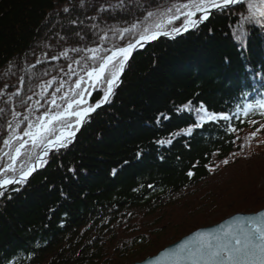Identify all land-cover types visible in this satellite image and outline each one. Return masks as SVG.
<instances>
[{"label": "trees", "instance_id": "16d2710c", "mask_svg": "<svg viewBox=\"0 0 264 264\" xmlns=\"http://www.w3.org/2000/svg\"><path fill=\"white\" fill-rule=\"evenodd\" d=\"M188 1L0 0V168L12 131L63 108L75 81L109 51L135 40L158 11ZM249 4L264 7L244 0L132 55L107 104L73 142L0 197V264L116 263L190 212L189 193L219 183L220 170L238 177L246 162L239 182L259 171L264 115L243 110L264 99V20L248 19ZM110 78L107 69L90 107L103 101ZM185 104L191 111H178ZM201 104L230 119L174 135L196 123ZM33 149L23 150L17 173L34 160ZM254 203L238 211L262 207Z\"/></svg>", "mask_w": 264, "mask_h": 264}, {"label": "snow or ice", "instance_id": "6c2138e0", "mask_svg": "<svg viewBox=\"0 0 264 264\" xmlns=\"http://www.w3.org/2000/svg\"><path fill=\"white\" fill-rule=\"evenodd\" d=\"M241 3V0H193L191 4H184L178 7L177 11L180 15L185 17L183 24V31H187L189 27H197L199 23L208 19L211 11L214 9L219 12H224L229 9L231 5ZM260 4L264 5V0H260ZM180 8L186 9L184 12H180ZM249 9H252V15L248 17L249 20L255 21L258 17L264 20V7L259 9H253V5L249 4ZM68 11V9H65ZM200 12L202 15L199 20L195 19L196 13ZM152 14L149 13V16ZM179 15L170 17L168 23H171L173 19H179ZM162 25H157V28H161ZM147 32V30H145ZM180 28L172 29V32L179 33ZM169 32L154 31L150 35H142L140 39L136 42L128 44L126 48H119L112 52L111 55L103 58L102 63H100L98 69H92L88 72L89 81L95 85L102 78L105 77L106 70L109 65H113L116 61L119 63V70L111 73V78L106 79L107 90L104 93V102H107L108 97L112 95L113 88L119 80L120 73L124 70L125 62L129 59L132 51L136 47L143 46V42L148 40H155L160 35H169ZM120 58L117 60V58ZM55 58V57H54ZM81 80H77L76 86L80 88ZM87 94V90H83L77 93L79 99H70L67 108L63 112H55L49 115L45 113L44 117H48L46 120L44 117L40 118V122L35 125V131H33V125L30 123L28 129L24 131V136L29 139H22L18 136H13L8 140H5V145L10 144L11 139H16L19 143V147L15 148V155L12 153H5L9 157V162L0 168V173L3 174L0 178V197L5 196V189L9 185H23L27 178L35 171V168L39 166V163L43 161V157H46L51 151H56L59 148H64L68 146L70 140L74 137V131H66L61 129L59 134L56 133V129L53 126V122H59L66 116H75L76 127H78L85 118L95 109L93 107L83 108L81 111H73V105H83L85 103L83 97ZM55 104V100L52 101ZM191 102H189L190 104ZM189 104H185L183 108L178 109V111L188 110ZM100 107V102H97L95 108ZM257 108L261 110V114L264 115V99L255 102V104H249L244 108V115H248V110L252 109L255 111ZM203 112V115L200 113ZM198 119L194 125H190L187 129H182L181 132H177L174 135H191L195 127H202L203 123L206 122H218L219 120L228 121L230 119L229 115L225 113H215L209 112L203 104L197 110ZM160 118L169 119L170 117L161 114ZM251 123H256L255 120L250 121ZM264 128V124L260 126ZM231 131H235V128H231ZM254 136L255 133H252ZM31 141L33 147L38 144L41 146V160L37 161L32 167H28L25 170L24 166L19 170L17 175V159L21 156V150L24 149ZM157 143H172L171 139L164 141L160 140ZM142 153H137L139 157ZM224 163H228L227 160ZM70 171H75V169H69ZM211 170V169H210ZM113 175L116 173V169H113ZM187 175L189 177L193 176L194 173L190 170ZM151 187V185H149ZM13 191H19V188L11 189ZM10 198V197H9ZM264 217V213H261ZM186 261H190L191 264H264V219L257 221L254 218H249L248 225L236 224L235 227L229 225L222 233L219 234H205L196 233L193 241H185L184 243L177 246V250L172 254L171 264H185Z\"/></svg>", "mask_w": 264, "mask_h": 264}, {"label": "rangeland", "instance_id": "374dc122", "mask_svg": "<svg viewBox=\"0 0 264 264\" xmlns=\"http://www.w3.org/2000/svg\"><path fill=\"white\" fill-rule=\"evenodd\" d=\"M191 3H193V0L184 3L182 2L175 3L167 8L158 11L145 22V25L142 27L140 34L136 39H138L142 35L157 30L171 31L164 29L165 25L168 24V19L176 15H179V17L183 16L180 15V13L177 11L178 7L184 4H191ZM184 11H186V9L180 8V12H184ZM199 13L200 12H198V15ZM194 18L196 19V17ZM157 25H162V27L157 28ZM145 30H147V32ZM135 40L126 43L121 47L119 46L118 48L116 47L112 49L104 56V58L111 55L113 51L119 48H126L128 44L133 43ZM119 59L120 58L118 57L117 60ZM100 63H102V61ZM113 64L114 66L109 65L108 67V70H111V73L118 71L120 67L119 63L116 61H114ZM99 65H97L95 69H98ZM92 69L94 68H90L84 76L77 79V80H81V78H83L80 88H77L76 86L77 80L74 83L76 95L72 99H79L80 97L77 96V93L85 89L87 90V94L84 95L83 97L85 103L80 106L74 104L73 109H71L73 111L79 112L83 108L90 107L88 103L93 88V84L90 81H86V80L88 78L87 75L88 72ZM70 99L71 98L67 96L66 103L63 108L58 109L56 111H51V112L48 111L47 113L51 115L57 111L63 112L67 108V104ZM44 114L45 113H43L41 117H44ZM40 118L38 119L37 124L40 122ZM44 118L46 120L48 117H44ZM76 120L77 117L75 116H66L59 122H53V126L56 129V133L59 134V131L61 129H64L66 131H74L76 129ZM32 130L35 131V125L33 126ZM24 131L25 130H18V129L12 131L13 134L9 135L8 139H10L13 136H18L21 137L22 139H29L28 137L24 136ZM74 139H71L70 142L71 141L73 142ZM5 146H6L5 153L10 152L13 155H15V148L19 147V143L17 142L16 139H11L10 144ZM31 146H32L31 141H29V143L25 145L24 149ZM32 148H34L33 149L34 152L32 153V155L34 156L35 159L41 151V146L38 144L36 147L32 146ZM24 149L21 150V156L18 157L17 161L22 157L23 154L22 152ZM4 157L9 159L7 155ZM47 157H45L44 161L46 160ZM42 163L38 167V170L41 167ZM238 165H240L239 170H237L238 177L235 175L232 176L233 173L230 170L228 171L227 169L220 170L218 172V177H215L218 178L219 183L215 185H212L211 183H206L201 187H199L198 189L196 188L194 192L189 193L188 200L185 202V204L186 205L191 204V207L193 206L190 212L183 214L179 220H175L174 222H172V224H170L169 227L166 228V230L161 231L158 234H153L151 238L152 240L143 244L142 246L135 248L134 251L131 252L128 256L120 258L116 263H110V264H128L132 261H139L146 256L156 253L158 249L177 240L179 237L188 233L189 231L193 230L196 227L217 223L219 220H221L225 216L235 211L242 209L244 210L245 204L250 205L251 203L255 202L254 206L259 205L258 207L260 206L264 207V157H262L261 160L256 164L257 167L260 166L259 171L253 172V174H251L250 176L246 175L247 179H244L241 182L238 181L239 173L242 170L241 168H244L245 166H247V164L246 162H243ZM27 168H25V170H27ZM18 174L19 172L17 173V175ZM2 176L3 175L0 174V178H2ZM12 186H16V185H10L8 186V188Z\"/></svg>", "mask_w": 264, "mask_h": 264}, {"label": "water", "instance_id": "95a60500", "mask_svg": "<svg viewBox=\"0 0 264 264\" xmlns=\"http://www.w3.org/2000/svg\"><path fill=\"white\" fill-rule=\"evenodd\" d=\"M243 1L244 0H241V3ZM241 3H238V4H241ZM238 4L231 5L229 8H231V7L235 6V5H238ZM215 11L216 10L213 9L211 11V13H213ZM201 15H202V13H200L199 16L196 19L199 20V18H200ZM178 28L181 29V31L179 33L172 32V30L171 31H162V32H169L170 34L169 35H160L157 39H159V38L173 39V38H176V37L181 36L184 33H187L188 31L194 29L195 27H189V29L187 31H183V24H182ZM151 33L152 32L148 33L147 35H150ZM138 39H140V37ZM138 39H136V40H138ZM157 39H155V40H157ZM136 40L133 42V44L136 42ZM155 40H148L146 42H143V46L136 47L132 51L129 59L125 62L124 69L127 66L130 58L132 57V55L136 51H138L139 49L147 46L148 44H150L151 42H153ZM123 71L120 73L119 80L117 81V84L114 86L113 90L116 89L117 86L119 85V82L121 80V76H122ZM109 97H108V99H109ZM106 103L107 102H104L103 101L102 103H100V107H102ZM100 107L95 108V105L93 106V108L95 110L92 111L85 118V120L82 122V124H80L78 127H76V129L74 130L75 135H74V137L72 139H74L77 136L79 130L85 125V123L88 120V118L91 117V115L97 109H99ZM70 143H72V141ZM52 152L53 151H51L50 153H52ZM50 153L47 156H49ZM44 159H45V157H43V161H44ZM40 160H41V151L38 154V156L34 159V161L29 165V167H32L34 164H36L37 161H40ZM42 162L39 163V166H40V164ZM39 166H37L35 168V171H33L32 174L35 173L38 170V167ZM32 174L27 179H29L32 176ZM261 213H264V207H261V208L255 210V211H235V212H233V213L225 216L224 218H222L221 220H219L217 223H214V224H211V225H206V226L196 227L193 230L189 231L188 233H186V234L182 235L181 237H179L177 240H175V241H173V242H171V243L163 246L156 253H154L152 255H149V256H146V257H144L143 259H141L139 261H132V262H130L128 264H171L172 254L177 250V246L180 245V244H182V243H184L185 241H189V242L193 241L194 238H195V234L196 233H198V232L199 233H205V234H209L210 233V234L215 235V234L222 233V231L225 230L229 225L235 227L236 224L240 223V224H243V225L247 226L248 225V222H249V218H254L257 221H260V220L264 219V217L261 216ZM185 264H191V262L190 261H186Z\"/></svg>", "mask_w": 264, "mask_h": 264}, {"label": "bare ground", "instance_id": "6f19581e", "mask_svg": "<svg viewBox=\"0 0 264 264\" xmlns=\"http://www.w3.org/2000/svg\"><path fill=\"white\" fill-rule=\"evenodd\" d=\"M86 81H89V79L87 78V80ZM101 81V80H100ZM100 81L99 82H97L95 85H93V88H97V86L99 85V83H100ZM57 151V150H56ZM53 152H55V151H53ZM52 152V153H53ZM51 154V153H50ZM34 161V160H33ZM1 174V173H0Z\"/></svg>", "mask_w": 264, "mask_h": 264}]
</instances>
